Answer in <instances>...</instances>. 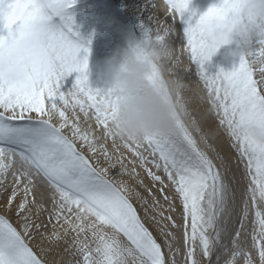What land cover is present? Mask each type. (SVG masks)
<instances>
[{"label": "snow or ice", "instance_id": "obj_1", "mask_svg": "<svg viewBox=\"0 0 264 264\" xmlns=\"http://www.w3.org/2000/svg\"><path fill=\"white\" fill-rule=\"evenodd\" d=\"M75 2L0 0V23L7 29V36H0V209L19 224L0 214V264H46L52 246L61 241L70 259L51 264H181L178 232L183 264H212L214 257L220 264L221 251L229 257L224 264H264V39L231 71L210 76L205 68L214 46L211 30L230 18L264 29V0H221L194 27L189 24L187 45L179 50L187 52L191 66L198 65L194 73L209 111L242 166L246 186L231 247L224 241L237 214L236 180L234 175L230 179L229 162L209 143L218 130H202L181 90L170 129L140 141L115 135L112 122L120 97L112 89L101 93L89 87L90 48L77 42L69 14ZM190 2L163 0L173 20ZM56 17L59 24L52 23ZM172 31L170 26L157 29L156 38L165 40ZM172 51L165 62L171 67H157L155 78L163 81L167 72L181 82L174 72L178 50ZM73 72L79 73L73 90L61 93V82ZM81 115L94 121L102 136L90 125L82 128ZM120 148L134 157L127 161L131 169ZM101 157L108 167L101 166ZM117 165L147 196L111 177L110 169ZM137 166L151 187L140 179ZM49 225L54 231L46 235L43 229Z\"/></svg>", "mask_w": 264, "mask_h": 264}, {"label": "clouds", "instance_id": "obj_2", "mask_svg": "<svg viewBox=\"0 0 264 264\" xmlns=\"http://www.w3.org/2000/svg\"><path fill=\"white\" fill-rule=\"evenodd\" d=\"M153 37L140 44L117 47L103 62L101 75L120 97L112 132L126 140L140 141L144 136L170 129L174 123L175 99L185 87L168 77L155 78V69L166 67L174 56L164 39ZM253 38L264 39V29L243 19L230 18L220 22L209 33L213 43L211 57L223 47L235 44L238 51L226 53L224 59L245 58L252 54Z\"/></svg>", "mask_w": 264, "mask_h": 264}, {"label": "rangeland", "instance_id": "obj_3", "mask_svg": "<svg viewBox=\"0 0 264 264\" xmlns=\"http://www.w3.org/2000/svg\"><path fill=\"white\" fill-rule=\"evenodd\" d=\"M76 1L77 2H75L74 6L71 9H69V14H71L74 19L73 31L77 33V37H76L77 42H83L86 47L90 48L91 58L90 59L88 58V72L87 73L88 74L90 73L91 76L89 74L90 78L88 77V84L92 90L95 89V91L106 93L110 90L111 84L108 80L103 78L101 75L104 60L107 57H109L117 47H127L128 44L132 42L126 34H125L126 37L124 36V34H120L123 32V28L120 24H118L119 22H117V19H115L116 17L114 15H111V13H109L108 10L100 8V5L98 4V2L96 3L94 0L93 1L92 0H88V1L87 0L85 1L76 0ZM79 5H80V8H79ZM189 11H192V10H189ZM189 11H185L184 14L186 13L185 14L186 17L189 15L190 17L188 16L187 18L188 20L192 21V19H194L196 16L195 15L193 16V13ZM190 13L192 14L190 15ZM203 14L205 13L203 12ZM197 18L199 19L200 17L197 16ZM197 18H195L196 21H198ZM52 21H56L60 23L58 17L53 18ZM194 26L195 25H193V27ZM163 27L164 26L162 24L160 26L159 24H154L153 26L150 27V25H148L143 18L137 19V21L134 22V26L132 28L133 32H135V35H136L135 37L137 38V39L135 38V43L140 44L145 39L153 37L156 30L162 29ZM6 34L4 35L5 37L7 36ZM257 40L258 38H253L252 45H251L253 49L259 47V45L257 44ZM89 41H90V44H89ZM231 51H238L237 45L232 44V45L223 47L219 50L217 55L211 57L209 62L205 65V67H207L206 72L208 70L207 74L210 76H215L221 69H223L225 72H228V71L233 70L235 67H238L239 60H240L238 55L233 57L231 60L226 61L224 59L225 54ZM92 77L93 78L96 77L95 78L96 82L93 81L94 79H92ZM92 82L93 83L95 82L96 85L93 84ZM183 100L185 103H187L186 99H183ZM186 105H187V108L190 110L192 116H194L193 110L189 108L188 104ZM203 106L207 109L205 105ZM205 108L202 107V111H199L200 114L198 113L199 115L198 114L195 115L194 118H196L197 121L200 122L201 128L204 132L207 133L209 130H218L219 135L215 139H210L209 143L213 144L214 147L217 149V151L229 162L231 166L230 179H231V176L234 175L235 180H236V183L234 184V188L236 190V205H237L236 213L237 214H234L229 221L228 228H229L230 235L224 241L225 244L231 247V236L235 234L236 229L239 227L238 213L241 207V203H240L242 199L241 194L243 193L246 185L243 180L242 166L238 165L237 160H236V154L232 150L228 138L223 134V130L219 129L215 116L211 114L210 111L209 112L206 111ZM206 115H207V119H203V117H205ZM81 117L83 116L81 115ZM69 138H71V136ZM197 138L199 137L197 136ZM78 147H79V144H78ZM84 154L86 156H89L86 150H84ZM89 159L93 160L91 156H89ZM131 159H134V157L131 156ZM101 166L108 167V165L103 162L102 157H101ZM113 172L114 174L121 175L120 166L117 165V167L113 170ZM138 173H140V177H142L140 179L143 180L144 184L151 187V182L147 178L146 174H144L142 170L141 172H138ZM131 184H132V187H135L136 190L141 192L142 195L147 196V193L144 191L143 188L139 187V184L137 183V181H133L131 182ZM6 197H7V194L5 193L4 194L5 200H6ZM132 203L134 204V206L137 207L138 212L141 218L144 220L145 225L149 228L150 231L153 232V235L155 236L157 241L163 246L164 244L163 238L158 234L157 229L153 226V224L145 217L143 209L141 208L139 203L138 204L136 203V201L134 200V197H132ZM0 214L6 215L7 218L14 225L19 227V224L16 221V217L12 213H4L2 209H0ZM45 221H46V218H45ZM177 222H179V220ZM48 229H52V226L49 225L48 227L43 229L46 235H50L48 233ZM249 231H251V223H249ZM177 235L181 237L180 243H179V247L181 248V255L178 256L177 259H179L181 261V264H183L182 234L178 232ZM37 239H39V237ZM68 239L70 241L71 237H68ZM35 244H36V241H33L32 242L33 250L37 251V253L39 254V250L35 247ZM65 247L66 245L62 241L59 243L58 247L53 246L52 250L49 252L47 256L46 264H51L52 261L60 260L61 257H63V261L70 259V257L64 252ZM164 251L166 252L167 249L165 248ZM228 258L229 257L225 256L222 251L220 252V264H224V261ZM63 261H61V264H63ZM205 264H207V262H205ZM212 264H216L215 257L213 258ZM257 264H258V261H257Z\"/></svg>", "mask_w": 264, "mask_h": 264}, {"label": "bare ground", "instance_id": "obj_4", "mask_svg": "<svg viewBox=\"0 0 264 264\" xmlns=\"http://www.w3.org/2000/svg\"><path fill=\"white\" fill-rule=\"evenodd\" d=\"M82 1H85V0H82ZM94 1L96 3L98 2V4L100 5V8L108 10L109 13H111V15H114L116 17L115 19H117V22H119L118 24L122 26L123 32H124L120 34H124V36L126 34L128 38L131 40V42L134 44H136L135 43L136 35H135V32H133L132 28L134 26V22H136L137 19L139 18H143L146 21V23L150 25V27L153 26L154 24H159V26L162 24L164 27H167V26L172 27L173 31L165 39L166 40L165 43L172 50H175V49L178 50L176 54L179 55L180 61L176 65L174 72L179 77L181 82L185 85V87L182 89L183 99H186V102H187L186 104H188L189 108L193 110L194 116L197 115L198 113L200 114L199 111H202V107L205 108L203 105L207 107V109L206 108L205 109L206 111L209 112V105L207 103L206 93L204 92L202 84L200 83L199 79L195 76V73H194V68H198V65L191 66L187 58L188 56L187 52H182L179 50L181 49V47H185L187 45V38H186L185 33H186V29L189 27V24H191V26L195 25L197 23L195 19L197 18V16L199 17L202 16L203 12L206 13L209 10V8L213 6H219L221 3V0H191L188 9L192 11H189V10H186V11L192 12L193 16L194 15L196 16L194 19H192V21L188 20L187 17L189 15L186 17L185 16L186 13L185 14L183 13L182 15H177L176 19L173 20L170 14L166 11V6L163 4V0H94ZM153 3L156 4L155 8L152 7ZM79 8H80V5H79ZM192 13H190V15ZM149 17H151V20H149ZM52 23L59 24V22H56V21H52ZM6 33H7V29L3 27L2 23H0V36H4ZM138 44L139 43H137V45ZM88 58L90 59L91 56L89 55ZM166 67H171V63L170 62L167 63ZM205 68L207 69V67ZM89 74L87 73L88 77L90 78L91 74L90 76ZM78 75L79 73L76 74L75 72H73L69 74L68 76H66L63 82H61L59 91L65 94L72 91L73 85ZM165 77L166 78L169 77V74L167 72H165ZM95 78L92 77V79H94L93 81L96 82ZM95 82L94 83L92 82V83L95 84ZM93 91H95V89ZM202 97L203 99H201ZM80 122H81L82 128L87 129L89 128V125H90L91 129L95 132L97 136H102L101 131L96 129L94 121H91V120L85 121L84 118L81 117ZM66 134H68L69 137L71 136L70 132H68L67 130H66ZM107 144H108V149L110 150V152L113 153V156L115 158L116 153L112 149L111 141L110 140L107 141ZM120 152L123 154V157L125 158V164H127V161L131 159V154L128 153L123 148H120ZM113 162H115V159L113 160ZM127 167L131 169L132 165L127 164ZM113 170L114 169H110L111 177H114L117 181L123 180L127 182L129 186L132 187L131 182L135 180H133L128 175L114 174ZM136 171L141 172L138 166L136 168ZM134 200L136 201L137 204L139 203L135 199V197H134ZM53 231H54L53 228L48 229V233L50 235ZM61 234H62V230H61ZM43 246L48 247L49 246L48 242L47 241L44 242Z\"/></svg>", "mask_w": 264, "mask_h": 264}, {"label": "water", "instance_id": "obj_5", "mask_svg": "<svg viewBox=\"0 0 264 264\" xmlns=\"http://www.w3.org/2000/svg\"><path fill=\"white\" fill-rule=\"evenodd\" d=\"M77 74V73H76Z\"/></svg>", "mask_w": 264, "mask_h": 264}]
</instances>
